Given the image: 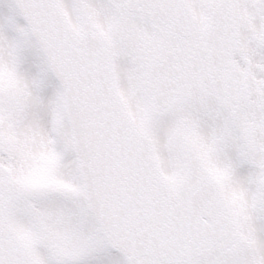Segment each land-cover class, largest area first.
Returning <instances> with one entry per match:
<instances>
[{
    "label": "snow or ice",
    "instance_id": "obj_1",
    "mask_svg": "<svg viewBox=\"0 0 264 264\" xmlns=\"http://www.w3.org/2000/svg\"><path fill=\"white\" fill-rule=\"evenodd\" d=\"M0 264H264V0H0Z\"/></svg>",
    "mask_w": 264,
    "mask_h": 264
}]
</instances>
